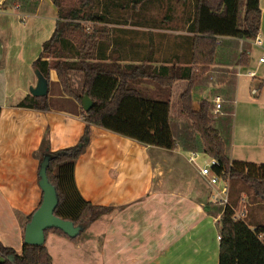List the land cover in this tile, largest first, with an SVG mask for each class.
<instances>
[{
    "label": "crops",
    "instance_id": "crops-1",
    "mask_svg": "<svg viewBox=\"0 0 264 264\" xmlns=\"http://www.w3.org/2000/svg\"><path fill=\"white\" fill-rule=\"evenodd\" d=\"M3 1L0 0V242L20 251L26 217L42 199L38 185L41 155L76 145L85 131V121L74 106H52L49 110L17 106L30 94L29 87L35 85L32 63L42 42L50 36L57 16L50 0H40L34 13L20 12L17 6L3 7ZM259 8L261 21L256 37L260 43L246 41L249 63L228 66L231 50L224 48L220 50L221 61L212 66L235 72L231 104H223L231 107L224 111L230 114L231 121L236 116V97L243 89L240 78L245 77L249 92L255 96L264 90V61H259L264 56V0H259ZM232 41H238L239 49L244 42ZM149 46L150 42L141 59L148 56ZM172 58H177V53ZM52 73L55 75L54 70L50 76ZM204 92H193L198 95L196 100L192 97L194 108L205 98ZM88 133L86 148L75 163V183L86 200L113 206V210L90 223L74 239L48 230L44 246L53 264H218L221 213L204 208L210 202L204 179L197 171L196 176L192 173L183 178L180 166H166V161L161 160L168 156L172 161L178 149L145 145L96 125H89ZM236 135L235 126L231 131L230 125L229 158L239 153L237 160L264 163V120L254 143L249 142L248 132ZM251 146L257 151L252 152ZM250 221L264 225V201L254 203Z\"/></svg>",
    "mask_w": 264,
    "mask_h": 264
},
{
    "label": "trees",
    "instance_id": "trees-1",
    "mask_svg": "<svg viewBox=\"0 0 264 264\" xmlns=\"http://www.w3.org/2000/svg\"><path fill=\"white\" fill-rule=\"evenodd\" d=\"M15 1L4 0L1 6H17L20 12L34 13L40 0ZM142 1L76 0L69 5L66 0H52L57 19L50 36L42 42L41 50L32 63L33 68L38 69L47 79L48 93L42 97L27 94L17 104L19 107L49 110L52 107L51 70L55 72L62 95L79 105L85 92L92 100L87 111L79 106L85 121V131L79 142L41 155V161L49 156L46 174L58 198L53 214L79 226L81 230L77 236L90 223L113 210V206L95 205L86 200L75 183V163L88 143L89 125L100 126L139 143L163 149L171 150L177 146L184 150L200 148V151L217 160L214 166L217 174L231 181L233 187L241 184L246 190L251 189L256 197L264 201V163L231 160L227 154L229 140L223 137L220 128L212 125L213 99H200L197 108L192 104V93L196 91L197 84L212 80V73L219 71L212 66L222 57L220 50H231L230 55H227L228 66H246L249 63V44L246 41L254 40L259 31V0H192V12L184 19L188 35L181 36L190 54L189 60L181 62L184 65H179V61L173 63L170 59L157 63L158 59L153 56L152 42L148 56L143 59L129 60L123 56L121 49L132 47L124 36L127 31L118 27L111 29L110 33L104 26L120 24L121 12L141 6ZM90 22L92 26L89 28L85 23ZM232 39L244 41L240 49L238 41ZM222 68L225 69H221L218 80L227 86L228 94H231V97L222 98V102L230 103L235 82L225 77L231 73L235 76V72L227 67ZM220 77L224 79L220 80ZM145 79L160 87H170L175 80L188 82L187 88L180 93V100L181 111L190 124L178 136L172 131L169 102L147 98L142 91L132 86V82ZM230 108L227 107L226 111ZM226 116L231 119L230 114ZM240 192H244V189ZM230 195L228 190V203L219 208L218 264H264V225L235 220L233 208L236 201L232 202ZM209 206V202L204 204L205 209ZM31 216L32 213L26 217L25 223ZM48 230L68 237L56 228L45 230V234ZM0 264L53 262L44 244L23 243L20 251H16L0 242Z\"/></svg>",
    "mask_w": 264,
    "mask_h": 264
},
{
    "label": "rangeland",
    "instance_id": "rangeland-1",
    "mask_svg": "<svg viewBox=\"0 0 264 264\" xmlns=\"http://www.w3.org/2000/svg\"><path fill=\"white\" fill-rule=\"evenodd\" d=\"M75 1L76 0H66L67 4L69 5L75 3ZM184 1L185 0H144L141 2V6H134L130 10H128V8L126 11L121 12L122 20L120 19V24H106L104 27L107 28L110 33L111 29H118V27L127 31L124 36L129 41V45L132 47L125 46L121 49V52L123 56L129 60H139L141 58V54L144 55L147 49V43L152 42L155 44L154 49L156 54L154 57L158 59L157 63H160V61L163 59H170V61H173V63L179 61V65H184L181 64V62L186 59L189 60L190 54L189 52L187 53L185 41L183 38H181V36L188 35L185 32L184 19L187 17L188 13L192 12V0ZM138 23H141V25H138ZM85 25L90 28L92 23H85ZM118 34L120 35V32H118ZM175 53H177V58H172V55ZM217 61H221L220 58H218ZM215 69H218L219 71L212 73V80L209 79L208 81L198 83L197 89L194 93L205 90L202 95L203 97L210 100L216 95H220L222 104L220 108L221 112L214 114L211 110V117L213 119L212 125L218 126L220 128L224 138L229 140L231 125V131L235 126L237 135L239 132H248L249 142L253 141L254 143L256 141V132L261 127V123L264 120V90L260 95L255 96L249 92L245 77L240 78V88L241 85H243V89L240 90L238 96L236 97L237 103L233 106L236 116L234 115L231 121L228 116L223 114V112L226 110L225 106H227L228 103L223 101L225 105L224 106L222 102V98L224 99V97H231V94H228L227 86L225 87L223 82L218 80L221 74V69L225 68H214V70ZM231 74L227 76L228 78L225 77V79L230 78L235 82V76H233V73ZM221 79L224 78L220 77V80ZM50 81V98L52 106H66L68 108L74 106L73 108L75 111H81L79 107L80 105L78 103H74L71 98L61 94L60 87L56 81L54 73L51 74ZM253 84H255L254 81ZM187 85L188 82L185 80H175L172 82L170 87H160L147 79L137 83L132 82V86L142 91L145 97L169 102V119L171 121L172 131L175 136H178V134L186 129L187 124H190L186 118V115L181 111L180 100V93L187 88ZM192 97L193 100H196L198 95H193L192 93ZM237 135L236 137H238ZM243 140H246V138ZM176 148L178 149L179 154H175V158L172 161H170L171 158L168 156L161 157L163 163L166 161V166L169 165V163L178 165V167L180 166V169L183 173L181 174L182 177L183 175L189 177L192 173L196 176L195 171H197V169L194 164L188 162L187 158L189 156V151H198L201 149L194 148L193 150H184L180 146H177ZM242 149L245 151L248 150V148ZM250 149L252 152L257 151V148L252 146ZM236 150L241 151V148H237ZM198 152L197 162L201 165L207 163L210 157L204 154L202 151ZM236 156H239V153H235L233 159H236ZM178 180H180V177ZM183 181H186V179H183ZM228 185L229 191L231 193L229 198L232 200V202L236 201L234 205L235 210L239 211L244 207L247 211L244 221L251 223L250 209L253 207L256 201H261V199L256 197L251 189L246 190V188L241 184H237L233 187L232 182L228 181ZM204 189H207L209 193L210 209H218L217 211L219 213V208H222L223 204L214 200L213 194L216 192V190L210 187L206 183V180H204ZM241 189H244V192H240ZM194 193L196 194V191Z\"/></svg>",
    "mask_w": 264,
    "mask_h": 264
},
{
    "label": "water",
    "instance_id": "water-1",
    "mask_svg": "<svg viewBox=\"0 0 264 264\" xmlns=\"http://www.w3.org/2000/svg\"><path fill=\"white\" fill-rule=\"evenodd\" d=\"M36 82L34 86L29 87V93L32 96L42 97L48 93V81L43 74L34 69ZM80 105L84 111L90 109L92 100L85 92L80 100ZM49 156H45L39 165L38 185L42 191V199L39 206L32 213L30 220L24 227V243L31 245H43L45 242V230L56 228L65 233L68 237H76L81 228L73 225L71 221L63 220L53 214L57 206L58 198L54 186L48 181L46 168L48 166Z\"/></svg>",
    "mask_w": 264,
    "mask_h": 264
},
{
    "label": "built area",
    "instance_id": "built-area-1",
    "mask_svg": "<svg viewBox=\"0 0 264 264\" xmlns=\"http://www.w3.org/2000/svg\"><path fill=\"white\" fill-rule=\"evenodd\" d=\"M254 43L255 44L260 43L257 37L254 39ZM259 61L263 62L264 56H261L259 58ZM249 74L253 75L252 72H250ZM213 103H214V106L212 108V112L214 114H217L220 112V108H221V97L219 95H216L213 98ZM198 151H189V156L187 160L188 162L194 164V166L197 169L198 174L204 180H206V183L210 187L216 190V192L213 194L214 200H216L217 202H221L223 205H225L226 203H228V190H229L228 179L223 178L222 176H220L219 174L215 172L214 166L217 165V160L215 158L209 156L210 159L207 163H204L202 165L199 164L197 162L198 153H199ZM246 213L247 211L244 207L240 209L239 211H236L235 208H233V218L235 220H244V218L246 217Z\"/></svg>",
    "mask_w": 264,
    "mask_h": 264
}]
</instances>
